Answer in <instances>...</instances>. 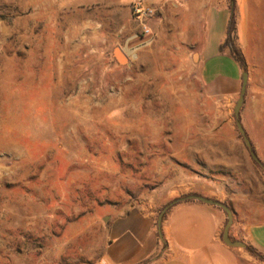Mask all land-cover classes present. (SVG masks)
<instances>
[{"label": "rangeland", "instance_id": "rangeland-1", "mask_svg": "<svg viewBox=\"0 0 264 264\" xmlns=\"http://www.w3.org/2000/svg\"><path fill=\"white\" fill-rule=\"evenodd\" d=\"M67 1L0 0V264H102L111 220L144 202L158 217L201 178L229 179L238 211L220 203L264 220L247 210L264 203V172L243 151L239 95L206 97L180 27L189 15L135 49L130 13ZM250 9L239 122L264 165V4ZM244 251L240 264H264Z\"/></svg>", "mask_w": 264, "mask_h": 264}, {"label": "crops", "instance_id": "crops-1", "mask_svg": "<svg viewBox=\"0 0 264 264\" xmlns=\"http://www.w3.org/2000/svg\"><path fill=\"white\" fill-rule=\"evenodd\" d=\"M134 0H74L84 7H108L109 12L117 9L130 13ZM156 10L149 22L153 39L159 41L176 23L183 22L181 15L189 18L182 33L192 45L196 57L199 82L206 97L220 107L231 105L239 95L243 67L234 59L228 48L220 51L227 35V23L231 14L230 3L219 0L216 8L205 0H143ZM58 0H45L53 4ZM64 5L65 0H60ZM67 3H70L68 0ZM264 4V0H234L236 7V47L244 52L246 38L252 26L249 17L251 5ZM121 29V28H120ZM123 29V28H122ZM121 31V30H120ZM144 40L136 35L130 38L131 48L147 47ZM129 45V46H130ZM121 54L128 58L122 49ZM112 63L118 61L112 56ZM248 132L245 130V133ZM252 146L257 150L254 141ZM243 151L247 153L244 144ZM252 159V158H251ZM237 165V161L232 162ZM189 186L195 195L216 200L232 206L237 212V201L230 199V191L223 178H201L192 180ZM193 187V188H192ZM237 194L236 190L233 192ZM187 193H185L186 195ZM184 195V194H180ZM229 201L231 203H229ZM249 213L264 215V203H247ZM159 216V215H158ZM156 208L144 202L124 215L111 220L107 227L108 242L101 259L102 264H240L246 259L244 249L249 247L264 255V220L248 222L233 217L229 229L232 241L242 242L245 247H230L222 240L226 223L225 212L215 206L199 201H184L170 208L163 216L160 229L157 227Z\"/></svg>", "mask_w": 264, "mask_h": 264}, {"label": "water", "instance_id": "water-1", "mask_svg": "<svg viewBox=\"0 0 264 264\" xmlns=\"http://www.w3.org/2000/svg\"><path fill=\"white\" fill-rule=\"evenodd\" d=\"M117 53L119 55H117ZM114 56L116 58V60L118 61V64L122 65L126 62V58L118 51V50H114ZM246 88H247V74L244 72L242 74V78H241V87H240V92H239V97H238V100L236 101L235 103V106H234V109H233V113H234V117L236 119V126H237V129L245 143V146L252 158V160L260 166V168L263 170L264 172V165L259 161V159L256 157L252 147H251V144L246 136V133L243 129V127L241 126L240 122H239V112H240V109L241 107L243 106L244 104V99H245V94H246ZM184 201H199V202H202L204 204H208V205H211V206H215V207H218L220 209H222L225 214H226V223H225V226H224V230H223V233H222V240L223 242L230 246V247H241V248H244L245 245L242 243V242H238V241H232L230 238H229V229L232 225V222H233V214L231 212V210L225 205V204H222L220 203L219 201H216V200H212V199H208V198H205V197H202V196H198V195H188V196H185V197H182V198H178V199H175L173 201H171L170 203H168L160 212L159 216H158V222H157V227L158 229H160V224H161V220L163 218V216L165 215V213L172 207H174L175 205L179 204V203H182ZM106 220V218L104 219Z\"/></svg>", "mask_w": 264, "mask_h": 264}, {"label": "built area", "instance_id": "built-area-1", "mask_svg": "<svg viewBox=\"0 0 264 264\" xmlns=\"http://www.w3.org/2000/svg\"><path fill=\"white\" fill-rule=\"evenodd\" d=\"M130 14L140 29L139 37L144 40V45L149 43L153 39L149 22L155 17V8L143 0H134L130 5Z\"/></svg>", "mask_w": 264, "mask_h": 264}, {"label": "trees", "instance_id": "trees-1", "mask_svg": "<svg viewBox=\"0 0 264 264\" xmlns=\"http://www.w3.org/2000/svg\"><path fill=\"white\" fill-rule=\"evenodd\" d=\"M231 8L234 5V0H227ZM235 13L232 10L227 23V35L226 40L224 44L220 47V51H222L224 48H228L231 55L234 57V59L243 67V58L242 54L239 51V49L235 46V31H236V22H235Z\"/></svg>", "mask_w": 264, "mask_h": 264}]
</instances>
